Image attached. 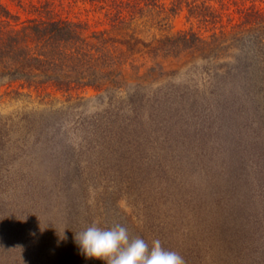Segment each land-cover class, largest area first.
I'll return each mask as SVG.
<instances>
[{
  "label": "rangeland",
  "instance_id": "obj_1",
  "mask_svg": "<svg viewBox=\"0 0 264 264\" xmlns=\"http://www.w3.org/2000/svg\"><path fill=\"white\" fill-rule=\"evenodd\" d=\"M1 1L15 23L31 5L105 18L86 0ZM167 21L138 32L191 27L184 7ZM218 68L186 63L113 100L53 91V104L0 79V264H105L75 241L94 221L185 264H264V90Z\"/></svg>",
  "mask_w": 264,
  "mask_h": 264
},
{
  "label": "trees",
  "instance_id": "obj_2",
  "mask_svg": "<svg viewBox=\"0 0 264 264\" xmlns=\"http://www.w3.org/2000/svg\"><path fill=\"white\" fill-rule=\"evenodd\" d=\"M86 1L104 13L101 27L60 17L46 5H31L33 16L15 23L17 15L0 0V79L18 83V95L36 93L47 104L56 102L53 91L67 102L87 89L113 100L173 68L208 60L264 90V0ZM182 7L189 29L141 37L138 26L164 22L172 29L167 20Z\"/></svg>",
  "mask_w": 264,
  "mask_h": 264
},
{
  "label": "clouds",
  "instance_id": "obj_3",
  "mask_svg": "<svg viewBox=\"0 0 264 264\" xmlns=\"http://www.w3.org/2000/svg\"><path fill=\"white\" fill-rule=\"evenodd\" d=\"M75 241L85 257L105 264H185L178 252L166 249L159 239L149 245L141 237L132 238L121 224L102 228L94 221L75 234Z\"/></svg>",
  "mask_w": 264,
  "mask_h": 264
}]
</instances>
